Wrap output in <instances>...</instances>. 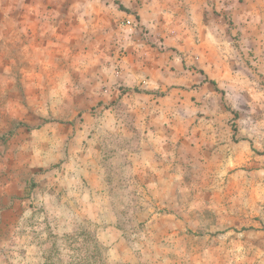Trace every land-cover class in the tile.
<instances>
[{
  "label": "rangeland",
  "instance_id": "obj_1",
  "mask_svg": "<svg viewBox=\"0 0 264 264\" xmlns=\"http://www.w3.org/2000/svg\"><path fill=\"white\" fill-rule=\"evenodd\" d=\"M0 264H264V0H0Z\"/></svg>",
  "mask_w": 264,
  "mask_h": 264
}]
</instances>
